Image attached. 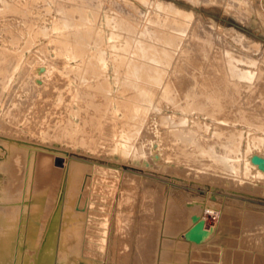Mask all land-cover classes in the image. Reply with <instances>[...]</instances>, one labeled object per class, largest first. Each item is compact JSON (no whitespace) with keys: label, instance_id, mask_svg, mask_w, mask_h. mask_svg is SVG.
<instances>
[{"label":"rangeland","instance_id":"obj_1","mask_svg":"<svg viewBox=\"0 0 264 264\" xmlns=\"http://www.w3.org/2000/svg\"><path fill=\"white\" fill-rule=\"evenodd\" d=\"M226 57L221 80L209 62ZM209 90L220 108L199 98ZM263 101L264 0H0V264L20 231L22 264H55L71 228L93 264H264ZM187 129L233 137L237 166L212 163ZM106 198L95 225L77 211ZM193 215L200 243L184 238Z\"/></svg>","mask_w":264,"mask_h":264},{"label":"bare ground","instance_id":"obj_2","mask_svg":"<svg viewBox=\"0 0 264 264\" xmlns=\"http://www.w3.org/2000/svg\"><path fill=\"white\" fill-rule=\"evenodd\" d=\"M245 47V46H244ZM205 57H206V55H205ZM215 58L218 60V58H219V56L218 55H216L215 56ZM225 58V57H224ZM227 58V57H226ZM206 59H208V57H206ZM190 60V59H189ZM188 60V61H189ZM208 60H210V59H208ZM217 60H214V62H212V63H210L209 62V64L210 65H212V67L214 68L213 69V72H214V70L216 69L217 71H223V73H225L226 75L228 74V72L229 71H233V68H234V70H235V66L232 64V62H230V58H227V59H223L222 58V60H224V63L222 62V63H217L216 61ZM220 60H221V57H220ZM197 62V61H196ZM216 62V63H215ZM195 63V62H194ZM198 63V64H197ZM197 63H195V65L197 64V65H200L201 64V68H202V63H200L199 64V62H197ZM226 64H227V66H226ZM235 64H236V62H235ZM195 65H194V67H195ZM206 65L208 66V64L206 63ZM199 67V66H198ZM203 67L205 68L206 66L204 65V62H203ZM210 67V66H209ZM186 68V67H185ZM184 68V69H185ZM208 68V67H207ZM209 69V68H208ZM207 69V70H208ZM239 69V68H238ZM238 69H236V70H238ZM204 71H205V69H203ZM189 72H190V70H188ZM197 71H199V73H194V72H192V73H194V78H195V80H197V77H198V74H200V77H201V75H202V71L200 72V70H198L197 69ZM208 72H209V76H208V78H210V79H208L207 80V78H205V77H203V79H206V81L208 82L207 84H206V82L204 81V80H202V79H199L200 80V86H202L203 88H201L200 87V89L198 88L199 87V85H198V87H197V89L198 90H202L203 91V89H207V85L209 84V82H210V80L212 79L211 78V76L213 77V75H214V73H213V75L211 74V76H210V71L208 70ZM218 72V73H219ZM231 72H229V73H231ZM240 72V71H239ZM243 72L246 74V71H242V73H241V75L243 74ZM215 73H216V71H215ZM223 73H221L220 72V74H221V80H222V75H224ZM233 73V72H232ZM231 73V74H232ZM205 74H206V72H205ZM205 74H203L202 76H204ZM219 74V75H220ZM236 74H238V73H236ZM225 75V76H226ZM228 75H230V74H228ZM234 75H235V73H234ZM215 76H217L216 74H215ZM232 76V78H234L233 77V75H231ZM231 76H229V77H231ZM251 76V75H250ZM219 76H217V78H218ZM237 77V76H236ZM241 76H239V78H240ZM260 77V76H259ZM217 78L215 79V78H213V79H215V80H217ZM227 78H228V76H227ZM231 78V79H232ZM239 78H237V79H239ZM243 78H244V80H245V77L243 76ZM248 78V76L246 77V79ZM251 78L253 79L254 77L253 76H251ZM224 79H226L225 77H224ZM223 79V80H224ZM241 79H242V77H241ZM241 79H239V81H241ZM154 80V79H153ZM219 80V79H218ZM217 80V81H218ZM235 80V79H234ZM250 83H251V81H250V79L248 78L247 79ZM179 81V80H178ZM198 81V80H197ZM230 81V80H229ZM232 81V80H231ZM231 81L229 82V83H231ZM238 81V82H239ZM181 83H185V82H181ZM188 83V82H187ZM195 83H196V81H195ZM215 83V82H214ZM218 83V82H217ZM227 83V82H226ZM212 84L213 83H211V88H212ZM233 84V83H232ZM213 85H215V84H213ZM240 85H242V83H240ZM251 85H253V84H249V86H248V91L250 90V86ZM216 86H217V84H216ZM219 86H221L220 84H219ZM234 86H235V84H234ZM233 86V87H234ZM182 87H183V85H182ZM208 87H209V85H208ZM222 87H223V85H222ZM242 87H244L245 88V85L243 86L242 85ZM242 87H240V88H242ZM253 87V86H252ZM186 88V87H185ZM219 89V91L218 92H220L221 91V89L222 88H220V87H218ZM238 88V91H239V85H238V87L236 86V89ZM209 89V88H208ZM224 89V88H223ZM222 89V90H223ZM233 89H235V88H233ZM184 90V89H183ZM196 90V89H195ZM225 90V89H224ZM224 90H223V92H224ZM251 90H253L252 88H251ZM251 90H250V93H251ZM144 91V90H143ZM142 91V92H143ZM188 91H189V88H188ZM206 91V90H205ZM199 92L198 94H200V99H201V96H203V98L205 97L206 98V101H209L210 102V104H211V102L214 104V105H212V106H214L216 109L217 108H220V106H222V102L220 101V95L222 94H217L218 92H210V90H209V93H207V92ZM212 91V90H211ZM139 92V91H138ZM145 92H147V91H145ZM169 92H170V88H168L167 87V85L165 86V88L162 90V96L163 97H167L168 95H169ZM186 92H187V90H186ZM226 93L228 92V95L225 93V97H226V95L229 97V98H231L230 96H229V90L227 91H225ZM242 92H243V90H242ZM241 92V93H242ZM253 92V91H252ZM124 93V92H123ZM249 93V94H250ZM134 94V93H133ZM137 94V93H136ZM146 95L148 94V92L147 93H145ZM150 94V93H149ZM247 94V93H246ZM248 94V95H249ZM157 95V94H156ZM240 95V94H239ZM238 94H237V96L238 97H240ZM251 95V97H252V94H250ZM249 95V96H250ZM197 96V95H196ZM231 96H233L232 94H231ZM248 96V97H249ZM254 96V95H253ZM258 96H260V95H258ZM222 97V96H221ZM241 97L243 98V96H242V94H241ZM240 97V98H241ZM222 98H224V97H222ZM234 99H235V97H233ZM232 98V99H233ZM239 98V99H240ZM242 98H241V100H242ZM247 98V97H246ZM253 98V97H252ZM260 98H261V96H260ZM136 99V98H135ZM226 99V98H225ZM231 99V100H232ZM262 99V98H261ZM153 100V99H152ZM224 100V99H223ZM240 100V101H241ZM245 100V99H244ZM243 100V101H244ZM256 101L255 102H257L258 100H259V98H257V96H256V99H255ZM189 101V100H188ZM250 101L251 100H249V105H250ZM202 102H203V99H202ZM228 102H229V100H228ZM236 102H238L237 101V99H236V101H235V103ZM254 102V101H253ZM264 102V101H263ZM198 104H199V102H197ZM225 103H226V100H225ZM239 103H241V102H239ZM252 103V102H251ZM189 104V103H188ZM202 103H200L199 104V107H200V105H201ZM208 104V103H207ZM223 104H224V101H223ZM226 104H228V103H226ZM254 104V103H253ZM203 105V104H202ZM202 105H201V107H202ZM232 105V104H231ZM237 105V104H236ZM241 105V104H240ZM240 105H238V108H239V106ZM243 105V107H244V105H245V103L244 104H242ZM248 104L245 106V109H246V107L247 106H249ZM206 106V105H205ZM224 106H226V108H227V105H224ZM229 106V105H228ZM253 106V105H252ZM263 106V105H262ZM133 107V106H132ZM214 107L213 108H211L212 110H214ZM195 108V107H194ZM205 108V107H204ZM204 108H201L200 110H203L202 112H203V115H204V113L206 112V110L207 109H209V107H207V109H205L204 110ZM229 108V111H230V106L228 107ZM232 108H233V106H232ZM231 108V109H232ZM248 108V107H247ZM145 107H141V108H135V110H134V112L136 113V115L138 114V116H141L142 117V115H144V113H145ZM223 109H224V107H223ZM234 109V108H233ZM240 109V108H239ZM252 109V108H251ZM244 110V109H243ZM250 110V109H249ZM253 110H254V108H253ZM148 111V110H147ZM184 111V110H183ZM197 111V110H196ZM205 111V112H204ZM210 112H211V110H209ZM208 111V112H209ZM217 111V117H219V114L220 113H222V112H220V111H218V110H214V112H216ZM226 111H228L227 109H226ZM257 111V110H256ZM218 112H219V114H218ZM235 112H236V110H235ZM237 112H239V111H237ZM240 112L242 113V109H240ZM239 112V113H240ZM246 112V111H245ZM224 113H226V112H224ZM207 114H209V113H206V115ZM231 114H232V111H231ZM234 114V113H233ZM260 114V113H259ZM206 115H205V117H206ZM211 115H213V114H211ZM227 115H229V114H227ZM227 115H226V117H227ZM236 116H237V114H235ZM240 115V114H239ZM238 115V116H239ZM247 115H249L248 113H247ZM137 116V117H138ZM144 116H147V115H144ZM209 116H210V114L209 115H207V117H206V119H209ZM214 116V119H217V117L215 118V116H216V113H215V115H213ZM213 116L211 117L210 116V118H212L213 119ZM222 116V115H221ZM231 116V115H230ZM230 116H228V118H226V120L225 119H223L222 117H220V119L219 120H223V121H226L227 123L229 122V124L231 123L230 121H228V119L230 118V119H233L235 122H239V121H236L235 119H236V116H232V118L230 117ZM141 117H139V118H141ZM240 117H242L241 115H240ZM244 117V116H243ZM242 117V118H243ZM249 117V116H248ZM144 119L146 118V117H143ZM224 118H225V116H224ZM245 118H247V116L245 117ZM229 119V120H230ZM244 119V118H243ZM248 119V118H247ZM250 119H253V117L252 118H250ZM255 119V118H254ZM142 120V119H141ZM185 120V119H184ZM188 120V119H187ZM219 120H217V121H219ZM246 120V119H245ZM244 120V121H245ZM139 121H140V119H139ZM232 121V120H231ZM233 121V122H234ZM240 121H241V119H240ZM257 121V120H256ZM255 120H254V122H256ZM195 122V121H194ZM211 122H212V120H211ZM226 122H223V124H224V126H225V123ZM233 122H232V124H233ZM243 122V121H242ZM220 123V122H219ZM222 123V122H221ZM226 123V124H227ZM199 124V123H198ZM201 124V123H200ZM203 124V123H202ZM232 124H230V125H232ZM252 124V123H251ZM256 124V123H255ZM197 125V124H196ZM206 125H208V128L210 127L209 126V124H206ZM228 125V124H227ZM198 126V125H197ZM213 126V125H212ZM215 126V125H214ZM217 126H218V124H217ZM259 126H262V125H259ZM200 127V126H199ZM234 127V126H233ZM204 128V127H203ZM225 128H226V126H225ZM225 128H223L222 127V129H224L225 130ZM262 128V127H261ZM189 129V128H188ZM187 129V130H188ZM220 129H221V126H220ZM227 130H229V128L227 127L226 128ZM231 129V128H230ZM254 129V128H253ZM181 130V129H180ZM197 130V129H196ZM201 130V129H200ZM212 130V129H211ZM213 130H214V127H213ZM217 129H215V131H216ZM219 130V129H218ZM226 130V131H227ZM232 130V129H231ZM234 130V129H233ZM259 130V129H258ZM202 131V130H201ZM207 131V130H206ZM179 132V131H178ZM182 132V131H181ZM191 132H192V135L195 137V139L194 138H192V136H191ZM212 132V131H211ZM221 132H223V131H221ZM230 132V131H229ZM228 132V133H229ZM234 132H235V134H234ZM203 133H204V129H203ZM203 133H198V135H197V133H195L196 135H197V137L195 136V134H194V130H188L184 135H181V137H183V141L184 140H189V141H191V142H194L195 144L194 145H196L197 146V148H198V150H201L200 152L201 153H203L204 155H206V156H208L209 157V159H210V161L212 162V163H219V165L220 164H224L226 167H229V166H231L232 168H235L237 165H236V162H235V160L233 159V155H234V152H235V150H234V148L233 147H238L237 149H239V147H240V145H235V146H233V143H232V141L231 140H233V137H232V139H230V140H225L227 137H229L228 135L225 137V136H223V137H225L223 140L220 138V136L219 135H221L220 133L218 134L217 132V136H219L218 138L216 137V136H214V133H213V135H211V136H207L206 134H203ZM210 133V132H209ZM226 133V132H225ZM233 134V136L234 135H236V131H233L232 132ZM243 133V132H242ZM241 133V134H242ZM207 134H208V132H207ZM229 134H231V132L229 133ZM237 134H239V132H237ZM240 134V135H241ZM222 136V135H221ZM238 136V135H237ZM241 137V136H240ZM230 138H231V136H230ZM235 138V137H234ZM194 139V140H193ZM222 140V142L220 141V140ZM236 139V138H235ZM238 139V138H237ZM259 139V138H258ZM233 141H235V140H233ZM239 141H241V139L239 138ZM254 141H256V140H254ZM236 142V141H235ZM239 143V142H238ZM220 145V147H221V150L219 151V150H217L216 149V146L217 145ZM235 144H237V143H235ZM240 144V143H239ZM242 145V144H241ZM190 147V146H189ZM236 149V148H235ZM36 155V154H35ZM252 161V160H251ZM254 161V160H253ZM35 165V164H34ZM14 171V170H13ZM15 173V172H14ZM19 177V176H18ZM89 178L90 177H88V176H86V181H85V183H88L89 182ZM83 182H84V180H82V187L80 188L81 190H85V184H83ZM114 186V185H113ZM26 187V186H25ZM112 189V188H111ZM31 193V192H30ZM105 196V195H104ZM103 197V196H102ZM32 198H33V196H32ZM81 198V197H80ZM100 198V197H99ZM109 199V198H108ZM108 199L106 198V199H103L104 200V210H101V207L98 209V210H90L89 208H88V210L87 209H84L83 207H80V206H78V207H76L77 208V211L80 213V214H87L85 217L88 219V222L90 223V225H92V224H96V222L99 220V217L100 216H106L107 214H108V212L110 211V203L108 202ZM33 200V199H32ZM102 200V199H101ZM102 200V201H103ZM112 200V199H111ZM29 201H30V199H29ZM89 205V204H88ZM64 207H65V204H64ZM97 209V208H96ZM188 209V208H187ZM189 210V209H188ZM74 212V211H73ZM61 213V212H60ZM59 213V214H60ZM70 213V212H69ZM30 214H32L31 212H30ZM70 214H72V213H70ZM109 215V214H108ZM69 218V217H68ZM103 219V218H102ZM70 220V219H69ZM72 220V219H71ZM73 221V220H72ZM74 221H75V219H74ZM27 223V222H26ZM25 223V224H26ZM74 222H72V224H73ZM104 223V222H103ZM189 223V222H188ZM68 226V225H67ZM27 227V226H26ZM28 227H29V225H28ZM73 227H74V225H73ZM50 228V227H49ZM6 229V228H5ZM11 228H9V230H10ZM72 229V230H71ZM70 229V231H66L64 234H65V238H63L62 237V233H59L58 235H57V239H55V243H56V248H55V260L56 261H54L55 262V264H80V262L81 261H83V260H86V261H88L87 262V264H93V261H92V259H90V257H89V254H88V256H85V254L83 255V252L82 251H84L83 249V247H81L80 246V244L78 243V240H77V238H74L75 236H74V234H73V231L75 230V231H79V229L78 228H75V229H73V228H71ZM3 230V229H2ZM8 230H6V236H7V238L9 239V235L7 234L8 232H10V231H8ZM26 232L28 231V230H25ZM55 231H56V229H55ZM103 231V230H102ZM28 233V232H27ZM24 234V238H23V243H24V240L26 241V237H27V239L32 235V233L30 234V232L28 233V234ZM33 234H35V232H33ZM53 234V233H52ZM49 236L50 235H48V240H49ZM53 236V235H52ZM19 237H21V231L17 234V240H16V247L14 248V252H13V259H12V261L10 262V264H22V261H23V258H24V256L22 255V246L20 245V241H19ZM34 237V236H33ZM31 238V237H30ZM43 239V238H42ZM41 239V240H42ZM208 239V238H207ZM53 241H54V239H52ZM51 241V240H50ZM52 241V242H53ZM46 242H47V240H46ZM46 242H44V243H46ZM43 243V244H44ZM49 244H50V242H48ZM47 244V243H46ZM45 245V244H44ZM43 245V246H44ZM51 245V244H50ZM100 246V245H99ZM193 246V245H192ZM197 246V245H196ZM47 247V246H46ZM51 247V246H50ZM44 248H45V246H44ZM43 248V249H44ZM48 248V247H47ZM46 249V248H45ZM51 249H53V248H51ZM48 250V249H47ZM41 251V250H40ZM44 251V250H43ZM51 251V250H50ZM49 251V252H50ZM42 252V251H41ZM40 252V253H41ZM48 252V253H49ZM46 253H47V251H46ZM42 254H44V255H49V254H45V252L43 253L42 252ZM40 255V254H39ZM237 255V254H236ZM43 256V255H42ZM153 256V255H152ZM23 257V258H22ZM39 257V256H38ZM45 259L47 258L48 259V257H44ZM39 260V259H38ZM44 260V259H43ZM52 260H53V258H52ZM25 261V260H24ZM98 261V260H97ZM158 261V260H157ZM44 262V261H43ZM43 262H41L42 264H43ZM46 262V261H45ZM50 262V261H49ZM166 262H168V261H166ZM39 263V262H38ZM23 264H25V263H23ZM40 264V263H39ZM53 264V263H52ZM83 264V263H82Z\"/></svg>","mask_w":264,"mask_h":264},{"label":"water","instance_id":"obj_3","mask_svg":"<svg viewBox=\"0 0 264 264\" xmlns=\"http://www.w3.org/2000/svg\"><path fill=\"white\" fill-rule=\"evenodd\" d=\"M192 218L196 221L184 233V238L188 241L200 243L207 236L208 231L204 228V220L202 218L196 219V215H193Z\"/></svg>","mask_w":264,"mask_h":264}]
</instances>
